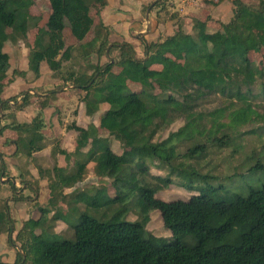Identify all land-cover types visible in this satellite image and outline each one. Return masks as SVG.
Segmentation results:
<instances>
[{"label":"trees","instance_id":"obj_1","mask_svg":"<svg viewBox=\"0 0 264 264\" xmlns=\"http://www.w3.org/2000/svg\"><path fill=\"white\" fill-rule=\"evenodd\" d=\"M162 2L157 0L153 7ZM49 3L50 12L39 16L31 12L32 0H0V95L16 77L38 79L42 64L53 72L61 71L76 51L81 60L95 54L98 61L91 72H69L58 89L84 91L82 100L89 116L103 103L110 109L99 127L93 123L79 127L75 122L67 126L78 132L75 153L90 145L86 158L76 161L71 172L54 168L48 206L41 207L40 217L30 219L29 228L23 227L14 240L11 211L0 210V233L20 243L10 264H264V184L250 188L246 196L232 194L223 184H214L220 179L218 174L204 172L201 166L210 146H226L233 132L250 123L264 124V103H257L264 101V0H232L233 17L216 25L210 18L191 14V31L178 17L172 34L153 42L143 39L142 56L132 42L111 40V28L100 19L108 0ZM31 32L33 40L29 39ZM21 41L28 49L25 70L13 68L5 49L8 42ZM113 50L119 51L117 59L110 57ZM255 54L260 55L257 61ZM103 57H107L105 62ZM22 94L25 101L42 96L30 91ZM212 94L228 99V104L206 113L197 110L198 101ZM11 104L0 96L2 111L18 110ZM179 118L185 120L182 127L156 139ZM8 125L0 127V135L9 127L19 134L11 155L29 157L45 148L47 124L42 110L31 122ZM224 128L232 134L222 133ZM257 130L264 131L254 128L240 135ZM109 136L120 143V154L114 152ZM205 136L211 145L202 140ZM182 146L186 148L183 152ZM60 153L69 157L65 150ZM141 156L148 157L157 172L143 164ZM90 161L95 163V175L103 179L101 186L90 188L96 191L90 204L102 206L115 200L100 192L110 188L111 184H105L108 180L120 183L112 187L115 194H123L122 186L136 191L140 210L146 214L159 211L171 236L145 237L146 217L126 222L118 216L99 220L82 213L65 228L69 238H52L61 215L58 211L51 214V206L67 201L64 188L85 178ZM181 180L190 193L187 198L158 196ZM74 193L80 197L86 191ZM8 204L10 209L12 204Z\"/></svg>","mask_w":264,"mask_h":264},{"label":"rangeland","instance_id":"obj_2","mask_svg":"<svg viewBox=\"0 0 264 264\" xmlns=\"http://www.w3.org/2000/svg\"><path fill=\"white\" fill-rule=\"evenodd\" d=\"M156 1L157 0H109L108 7L105 9L106 13L104 19L107 23L111 22L109 23L110 27L116 34L111 40L124 41L127 39L134 42L138 55L142 56L143 44H141L138 39L144 38L147 42L157 41L160 37L170 33L172 31L171 24H174L179 17L178 14L181 13L180 11L174 10L178 5L176 6L174 0H160L163 1L162 4L153 7ZM212 1L196 0L195 5H197V8H205L209 11H206L203 14L199 13L197 16L205 19L210 18V22L213 25H216L217 22L230 20L233 11L232 0H222L217 4ZM222 3L226 8L218 7V5ZM183 6L188 8L191 5H188V3L185 2ZM152 7L153 9H151ZM211 9L214 10V12L211 11ZM190 10L191 9L187 12H191ZM31 12L34 15L39 16L47 15L50 12L49 0H32ZM148 12L151 28L148 32L139 35L138 37L134 29L141 30L142 32L146 31V16ZM188 13L186 16H188ZM182 20L184 22V28L187 31H190V24H188L189 20L186 18H183ZM114 32L112 34H114ZM33 37L34 32H31L29 39L33 40ZM7 45L9 46V51L13 57V66L20 69L26 68V54L28 50L25 43L22 41L17 44L8 42ZM19 49L21 50L23 58L17 59L16 57H21V55L19 56ZM118 55L119 51L113 50L110 57L117 59ZM106 58L107 57H103L101 59L102 62H105ZM259 58L260 55L255 54L254 59L257 61ZM88 60H81L78 52L75 51L74 57L70 61L64 62L61 71L53 72L49 69L48 65H44L43 73L37 81L30 80L32 77L16 78L14 83H11L12 85L4 88L1 96L4 99L11 100V105L18 107V110L12 108L8 109L7 112L6 110L3 111L0 115V127L3 124L9 126L8 124L12 121L17 122L18 120L23 122L32 119L36 113L34 108H44L43 113L46 118V127H53L57 132L63 130L67 124H70L73 121H79L81 124L88 123L90 120L82 115V112L84 114L85 109V103H83L81 99L82 94L69 91V88L68 90L67 88H64L63 90L58 89V87L63 86L66 83V78L69 72H81L85 70L91 72L98 59L94 54ZM160 67V65L153 66V68ZM55 90H57L56 93L51 94V92ZM23 91H31V93L37 91V93L42 96L33 97L25 101L22 94ZM17 94H19V97L16 100L13 99ZM76 97L77 99L75 101ZM257 103H264V101H257ZM197 104L196 109L202 113H206L224 106L225 104L227 105L228 99L221 97L218 94H212L200 99ZM108 108L109 105L105 104L104 109L94 116L93 119L96 123L101 124L104 121L108 115ZM257 109L259 112H262L263 110L262 107H258ZM13 114L17 115L16 119L13 118ZM223 120L229 122L228 118H224ZM184 124L185 120L183 118L177 119L168 127L163 128L156 136V139L166 138L171 131L177 130ZM254 128L264 129V124L250 123L239 129V131L233 132V134L228 128H224L222 133L232 134L234 136L233 140L223 147H217V145L210 146L208 155L201 160V166L204 172L212 170L214 174L216 173L220 176V179L216 180L214 184L216 186L223 184L224 189L232 194L246 196L249 193L250 188H260L264 184V131L257 130L256 132L240 135L241 132L249 131ZM17 135V131L13 128H6L0 135V151H6L7 143L10 140L17 138ZM202 140H205L211 145L212 141L206 138V136L203 137ZM111 141L115 149L120 148V143L117 140L111 138ZM62 144V139H56L55 145L57 149H61ZM180 149L183 152L186 148L185 146H182ZM14 159L15 158H12V156L0 155V210L5 211L8 208V210L11 211L10 214L12 217H15L16 225L14 224L12 226L13 232L11 234L13 240L17 232L23 227L29 228L28 221L30 219H37L40 217L41 207L48 206L50 184L48 182L52 180V176L54 175V173L48 174V171H50L53 166V160L48 157V155L47 160L39 158L34 160V162L23 157H20L18 160ZM140 159L143 164L149 166L154 172H157L156 169H153L148 157L141 156ZM7 162H11L15 166V175H13V172L8 168V165H5ZM31 163H33L32 170L34 175L38 177L37 179L29 173V170H31L29 169V165ZM3 173L6 174L1 176ZM20 173L23 175L22 177L19 176ZM160 174L164 175L163 172ZM2 177L5 178V181L1 179ZM144 177L147 181H153L149 175H145ZM23 179H26L31 183H27ZM39 179L42 180L40 185ZM175 180H177V178H175ZM102 181L103 179L96 178L93 171L90 170V172L87 173L84 182L77 185L80 190L83 189L86 193L80 197L75 196L71 198L70 211H61V219L66 226L70 223H74L77 220V217L82 213L96 217L99 220H106L118 216L120 220L126 222L142 221L143 218L146 217L147 220L144 224L145 237L152 234L158 238L167 239L171 236L170 230H167L164 227L159 211L152 210L146 214L140 210L139 194L136 191L133 192L130 188L122 186L120 192L123 191V194H115V190L112 187L114 186L117 188L120 183L108 180L105 184H111L109 186L110 188L107 192H100V194L115 198V200L105 202L102 206L90 204L92 199L90 196L96 194V191L90 188L101 186ZM183 183L184 180L177 181L176 184L163 190L158 196L165 199L187 198L190 193L185 190ZM120 195H124V197L120 199ZM19 197L20 199H17ZM97 198V202H103L102 197L99 196ZM8 203L12 204L10 209ZM62 206H64L63 208L65 210L68 208L67 203H63ZM62 225L63 227L61 228L57 227L58 233L52 238H69L66 236L67 233L69 234V231L64 234L65 225ZM39 231L40 230H37V232ZM11 239L8 233L5 232L3 237L2 235L0 236V264H10L15 260H13V258L14 256L16 257L17 253L16 243H20L12 241Z\"/></svg>","mask_w":264,"mask_h":264},{"label":"crops","instance_id":"obj_3","mask_svg":"<svg viewBox=\"0 0 264 264\" xmlns=\"http://www.w3.org/2000/svg\"><path fill=\"white\" fill-rule=\"evenodd\" d=\"M212 1V0H211ZM216 4L218 3L217 2V0H213ZM108 2H109V0H108ZM174 2H176V6L178 5V7L176 8L175 7V9L174 10H176V11H180V6H183V4L185 3V0H179V1H177V0H174ZM223 2H225V1H223ZM220 3V2H219ZM188 5H191V6H189L187 9L185 8V11L183 10V12H187L189 9H191L190 11L191 12H187L188 13V15L189 16H186V14H183V12H181V13H179L178 14V16H179V18H186L187 20H189V22H188V24H190V31H191V18H190V15L191 14H203V13H205L206 11H208L207 9H205V8H203V9H201L200 7H196L197 5H192V3H190V2H188ZM108 7V4L105 6V7H103L101 10H100V19L106 24V25H108L109 27H110V24L109 23H111V22H109V23H107L106 21H105V19H104V16H105V9ZM218 7H220V8H223V7H225L226 8V6H223V3L222 4H220V5H218ZM201 9V10H200ZM232 9H233V6H232ZM210 10V9H209ZM211 11H213L214 12V10H212L211 9ZM209 12V11H208ZM221 12H223V11H221ZM221 16H223V15H221ZM233 17V11H232V15H231V18ZM217 19H219V18H217ZM224 22H226V21H224ZM148 25H149V28H148ZM172 25V31L170 32V33H168L167 35H165V36H162V37H160L159 39H161V38H164V37H166V36H168V35H170V34H172L173 32H174V29H175V25L174 24H171ZM155 26V25H154ZM111 28V27H110ZM145 28H146V31L145 32H142L141 30H137V29H134L135 30V33H137V35H138V37H139V35H143V34H145L146 32H148V30L151 28V26H150V21L148 22L147 21V25L145 26ZM111 30H112V28H111ZM114 31L112 30V33H113ZM113 36H116V34H115V32H114V34H112L111 36H110V38H112L113 39ZM143 39L144 38H141V39H138V40H140V42H141V44H143ZM158 39V40H159ZM112 41H115V40H112ZM117 41V40H116ZM124 41H130V40H124ZM130 42H132V41H130ZM151 42H153V41H151ZM133 43V45L135 46V48H136V45L134 44V42H132ZM6 51L8 52V53H10V57H11V63L13 62V57H12V54H11V52L9 51V46L7 45L6 46ZM28 50V49H27ZM136 51H137V49H136ZM27 54H28V51H27ZM27 54H26V59H27ZM138 54V53H137ZM21 55V57H16L17 59H19V58H23V56H22V54H21V50L19 49V56ZM27 63H28V61H27ZM44 65L45 64H42V68H41V73H43V67H44ZM12 66H13V64H12ZM13 68H18V67H14L13 66ZM18 69H20V68H18ZM25 69H27V67L26 68H24V69H20V70H25ZM16 78H18V77H16ZM16 78H15V80H16ZM40 78V77H39ZM14 80V81H15ZM30 80H36L37 81V79H30ZM14 81H13V83H14ZM10 85H12V84H10ZM9 85V86H10ZM8 86V87H9ZM4 88H6V87H4ZM68 88L69 87H67V90H68ZM73 90V89H72ZM69 91H71L70 90V88H69ZM6 92H7V90H6ZM31 92V91H30ZM72 92H74V93H80V94H82V98L81 99H83V97L85 96V92L84 91H80V92H78L77 90H74V91H72ZM32 93H35V94H37V95H41V94H38L37 93V91L36 92H32ZM55 94V93H54ZM57 95V94H56ZM1 96V95H0ZM78 96V95H77ZM2 97V96H1ZM75 97V96H74ZM70 98H72V97H70ZM69 98V99H70ZM76 99H77V97L75 98V101H76ZM82 102L84 103V101L82 100ZM105 104H107V103H103L101 106H100V109H99V111H97L93 116H89V115H87V113H86V107H85V109H84V114H83V112H82V115H84L85 117H86V119H89L90 121H88V123H86V124H81V122H79V121H73L72 123H70V124H67L65 127H64V129L63 130H59L58 132L57 131H55V129L53 128V127H51V128H45L44 130H43V133H44V135H46L47 136V141H46V146H45V148L44 149H42V150H40V151H35V152H33L32 153V155L31 156H29V157H27L26 155H24L23 153H20V154H18V155H11L16 149H17V143H16V140H17V138L19 137V134L17 135V138H15L14 140H10L8 143H7V149H6V151L5 150H3V155L4 156H12V158H15V159H19L20 157H23V158H26V159H29V161H31V162H34V160H36V159H39V158H41L42 160H47V155H48V157H50V158H52V160H53V166H52V169L50 170V171H48V174H51V173H54V168L55 167H58V168H62V169H64L66 172H71V171H73L74 169H75V164H76V161H79V160H84L85 158H86V154L88 153V151H89V149H90V145H87L86 147H84L83 149H81V151L79 152V153H75V147H76V144H75V139H76V137L78 136V132L77 131H75V130H73V129H67V126L68 125H71V124H73L74 122H75V124L77 125V126H79V127H84V128H87V126L90 124V123H93L96 127H99L100 126V124L99 123H96L95 121H94V116L98 113V112H100L102 109H104V107H105ZM109 105V104H108ZM35 109V115L37 114V112L39 111V110H44V108H34ZM110 109V106H109V108H108V110ZM8 110H6V112H7ZM3 113V111L1 110V106H0V115ZM34 115V116H35ZM16 114H15V119H16ZM43 116H44V113H43ZM33 119V118H32ZM32 119H30V120H25V121H18L17 120V122L18 123H28V122H31L32 121ZM44 119H46L45 118V116H44ZM47 124V123H46ZM3 125H5V124H3ZM102 132H104L105 130H101ZM111 138H113V137H108V139H110V141H111ZM56 139H62V141H63V144H62V146H61V149H57L56 148V145H55V141H56ZM114 139V138H113ZM112 142V141H111ZM112 148H113V150H114V152H116V153H121V147L120 148H117V149H115L114 148V145L112 144ZM53 149L55 150V154L53 155L52 154V151H53ZM60 150H65L66 152H67V154H69V157H66L64 154H62V153H60ZM2 151V150H1ZM14 159V160H15ZM5 165H8V168L13 172V175H15V166L11 163V162H7ZM30 167H29V169H31V170H29V173L31 174V175H33L34 176V178H38L37 176H35L34 175V172H33V170H32V166H33V163H31L30 165H29ZM94 167H95V163L93 162V161H90L89 163H88V165H87V173L88 172H90V170H92L93 171V173H94ZM3 169V168H2ZM5 171H6V169H5ZM5 171H3V172H5ZM87 173H86V175H87ZM4 174H6V173H3V174H1V176L2 175H4ZM86 175H85V178H86ZM94 175H95V173H94ZM19 176L20 177H22L23 175L20 173L19 174ZM96 176V175H95ZM4 177V176H3ZM1 178L2 180H4L5 181V178ZM85 178L81 181V182H78L75 186H73V187H65L64 188V191H63V194L65 195H68V199H67V201L66 202H62V201H58L57 202V204L56 205H54V206H51V210H52V212H51V214H53V213H55V211H58L59 213H61V211H70V208H71V206H70V204H71V198H73V197H75V191L76 190H78V192H82L83 191V189H79L78 188V186L77 185H79L80 183H83L84 182V180H85ZM96 178H99V177H97L96 176ZM54 179H55V174L52 176V180H50L48 183H51L52 181H54ZM24 181H26L27 183H31V182H29L28 180H26V179H23ZM40 180V179H39ZM41 181L42 180H40L39 181V185L41 184ZM27 186V185H26ZM49 195H50V193H49ZM48 198H49V196H48ZM63 203H67L68 204V208L65 210L63 207L64 206H62L63 205ZM61 205V206H60ZM53 207V208H52ZM11 220L13 221V223L16 225V220H15V217H12V215H11ZM15 221V222H14ZM62 224H64L65 225V223L62 221V219H59V220H57V222H56V227H55V229H54V231H55V233H58V230H57V227H63V225ZM67 226L65 225V228H66ZM59 228V229H60ZM2 235V237H3V235H4V232H1L0 233V236ZM18 245V246H17ZM19 245L20 244H17L16 243V248H17V250L19 249ZM15 253H16V250H15ZM16 257L14 256V258H13V260L15 259Z\"/></svg>","mask_w":264,"mask_h":264},{"label":"built area","instance_id":"obj_4","mask_svg":"<svg viewBox=\"0 0 264 264\" xmlns=\"http://www.w3.org/2000/svg\"><path fill=\"white\" fill-rule=\"evenodd\" d=\"M185 2H187V3L190 2V3H192V5H195L196 4V0H185ZM185 8H186L185 6H180V11L181 12H183V10L185 11ZM183 14H187V12H183Z\"/></svg>","mask_w":264,"mask_h":264},{"label":"water","instance_id":"obj_5","mask_svg":"<svg viewBox=\"0 0 264 264\" xmlns=\"http://www.w3.org/2000/svg\"><path fill=\"white\" fill-rule=\"evenodd\" d=\"M146 20H147L148 22L150 21V18H149V12L147 13ZM148 28H149V25H148Z\"/></svg>","mask_w":264,"mask_h":264}]
</instances>
